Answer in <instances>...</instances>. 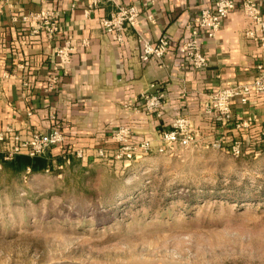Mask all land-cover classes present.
Segmentation results:
<instances>
[{
	"label": "crops",
	"instance_id": "0c3cea01",
	"mask_svg": "<svg viewBox=\"0 0 264 264\" xmlns=\"http://www.w3.org/2000/svg\"><path fill=\"white\" fill-rule=\"evenodd\" d=\"M115 1L140 9L139 22L126 28L123 43L114 42L100 25L101 18L114 8L108 0H102L89 16L83 13L84 0H6L1 4L0 133L6 135L4 143H9V135L25 139L33 131L47 132L58 126L64 133L63 144L49 147L45 155L66 165L75 157L73 152L80 150V162L86 164L97 156L98 148L104 150V157L117 151L120 144L112 136L120 126L130 130L129 145L147 141L148 151L157 146L159 152L160 131L177 115L187 118L196 130L194 147L211 148L220 139L222 148L216 150L227 152L235 140L242 146L258 143L264 126V95H251L245 103L234 99L227 119L205 109L211 92L264 75V48L244 35L247 20L240 10L242 0H235V9L214 36L200 31L201 51L207 59L200 69H192L176 46L186 36L187 24L201 9L212 8L214 0ZM254 1L264 13V0ZM39 13L58 22L52 39L34 32L23 20L25 15ZM138 35L152 40L167 36L168 53L160 61L141 62ZM67 38L75 44L84 39L87 44L71 53L64 70H58L59 81L50 88L48 77L57 61L53 46ZM151 84L164 94L159 116L125 105L139 93L152 90ZM249 118L247 126L236 127ZM3 146L0 141V155Z\"/></svg>",
	"mask_w": 264,
	"mask_h": 264
},
{
	"label": "rangeland",
	"instance_id": "374dc122",
	"mask_svg": "<svg viewBox=\"0 0 264 264\" xmlns=\"http://www.w3.org/2000/svg\"><path fill=\"white\" fill-rule=\"evenodd\" d=\"M250 142L0 167V264H264V141Z\"/></svg>",
	"mask_w": 264,
	"mask_h": 264
},
{
	"label": "built area",
	"instance_id": "2783aa9c",
	"mask_svg": "<svg viewBox=\"0 0 264 264\" xmlns=\"http://www.w3.org/2000/svg\"><path fill=\"white\" fill-rule=\"evenodd\" d=\"M6 0H0V7ZM102 0H84L83 13L89 16ZM110 1L114 8L107 17L100 20L103 30L108 33L114 42L123 43L125 30L128 27L134 28L139 22L140 9L135 4L120 3L115 0ZM236 7L235 0H214L212 8H203L193 18L192 22L187 24V34L176 46L177 50L183 55L185 61L192 69H200L206 66L207 59L202 53V39L200 31L204 30L210 37L214 36L219 30L223 19ZM240 10L247 20V26L244 35L256 43L259 47L264 48V13L261 7L254 0H242ZM152 16L147 15L148 19ZM23 20L33 27L34 32H43L48 39H52L57 33L58 22L48 15L28 14ZM138 57L141 62H148L151 59L162 60L170 49V40L167 36L161 35L152 40L144 36H137ZM87 44L86 40H81L78 44L67 38L62 44L53 46L54 56L57 59L54 67V73L48 77L50 88H54L59 81L60 74L58 70H64L69 63L70 55L77 47ZM6 76V74H3ZM152 90L139 93L133 102H126V106H132L134 109L141 107L148 113H154L159 116L164 106V94L155 88L154 84L150 85ZM264 95V75L260 74L253 80L237 84L234 86L219 88L208 95L205 109L208 113H215L221 119H227L230 116L231 103L238 99L245 103L251 95ZM250 118L236 124V127L247 126ZM10 131L9 128L6 129ZM130 130L128 126H120L113 134V139L120 144L119 151L126 157H130L135 151L147 152L150 144L147 141L140 142L136 147L128 144ZM5 134L0 133V141L3 142V150L0 159L8 160L16 154H27L36 156L43 154L49 147L62 146L64 133L58 127L54 126L47 132L33 131L25 138L20 139L16 135H9V143H4ZM198 134L193 129L187 118L181 115L174 116L170 126L160 131L161 145L159 151L164 150V146L172 147L175 143L183 148H192L197 143ZM258 139L264 141V126L260 128ZM211 148H222L220 139L210 144ZM233 156L242 153V145L238 140L233 141L227 148ZM76 157H81L82 152L76 150L73 152ZM98 156H104L103 149L98 148Z\"/></svg>",
	"mask_w": 264,
	"mask_h": 264
},
{
	"label": "trees",
	"instance_id": "16d2710c",
	"mask_svg": "<svg viewBox=\"0 0 264 264\" xmlns=\"http://www.w3.org/2000/svg\"><path fill=\"white\" fill-rule=\"evenodd\" d=\"M56 161L58 162L59 160L56 158ZM52 163L51 158L46 156L45 153L36 156L16 154L8 160L0 159V167L3 170L8 168L15 173L24 169H28L32 173L47 170L53 166Z\"/></svg>",
	"mask_w": 264,
	"mask_h": 264
}]
</instances>
